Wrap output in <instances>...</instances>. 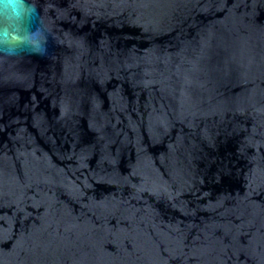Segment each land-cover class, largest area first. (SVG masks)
Wrapping results in <instances>:
<instances>
[{"label": "water", "instance_id": "obj_1", "mask_svg": "<svg viewBox=\"0 0 264 264\" xmlns=\"http://www.w3.org/2000/svg\"><path fill=\"white\" fill-rule=\"evenodd\" d=\"M0 264H264V0H0Z\"/></svg>", "mask_w": 264, "mask_h": 264}]
</instances>
